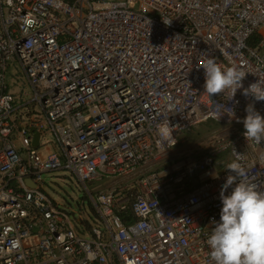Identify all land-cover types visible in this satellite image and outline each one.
<instances>
[{
    "label": "built area",
    "instance_id": "built-area-1",
    "mask_svg": "<svg viewBox=\"0 0 264 264\" xmlns=\"http://www.w3.org/2000/svg\"><path fill=\"white\" fill-rule=\"evenodd\" d=\"M209 56L264 81V0H0V264H214L226 165L264 189V140L243 135L264 101L205 93ZM61 171L93 213L46 190Z\"/></svg>",
    "mask_w": 264,
    "mask_h": 264
},
{
    "label": "clouds",
    "instance_id": "clouds-1",
    "mask_svg": "<svg viewBox=\"0 0 264 264\" xmlns=\"http://www.w3.org/2000/svg\"><path fill=\"white\" fill-rule=\"evenodd\" d=\"M200 66L204 69V92L208 95L230 92L234 97L238 89H243L246 98L264 101V81L244 88L242 81L247 73L236 64L226 66L209 56ZM245 110L243 135L247 141L260 143L264 140V116L253 103ZM173 130L169 121L159 124L157 143L165 148L174 146ZM239 161L237 157L226 165L230 174L220 190V220L213 221L215 226L207 238L214 264H264V189L249 177Z\"/></svg>",
    "mask_w": 264,
    "mask_h": 264
},
{
    "label": "rangeland",
    "instance_id": "rangeland-1",
    "mask_svg": "<svg viewBox=\"0 0 264 264\" xmlns=\"http://www.w3.org/2000/svg\"><path fill=\"white\" fill-rule=\"evenodd\" d=\"M219 126L215 121H208L202 124L198 129L192 132L189 141H181L179 150L185 151L191 149L202 135H207L209 131H213ZM188 149V150H189ZM46 190L58 200H61L64 205H75V201H80V204L85 207L88 213H93L90 199L84 186L78 182V179L69 171H61L58 173H48L44 176ZM76 219H79V209H76Z\"/></svg>",
    "mask_w": 264,
    "mask_h": 264
},
{
    "label": "water",
    "instance_id": "water-1",
    "mask_svg": "<svg viewBox=\"0 0 264 264\" xmlns=\"http://www.w3.org/2000/svg\"><path fill=\"white\" fill-rule=\"evenodd\" d=\"M32 131H35V128H32ZM34 144L36 146H39V144H40V134L38 132H36L34 135ZM29 182L32 184V181H29ZM32 185H34V184H32Z\"/></svg>",
    "mask_w": 264,
    "mask_h": 264
}]
</instances>
